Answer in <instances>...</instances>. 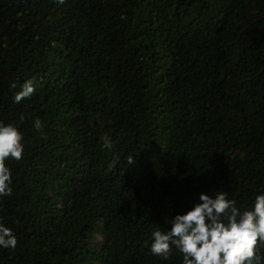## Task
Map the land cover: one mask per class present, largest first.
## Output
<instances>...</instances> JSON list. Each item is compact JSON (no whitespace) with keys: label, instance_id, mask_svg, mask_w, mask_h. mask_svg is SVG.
<instances>
[{"label":"trees","instance_id":"1","mask_svg":"<svg viewBox=\"0 0 264 264\" xmlns=\"http://www.w3.org/2000/svg\"><path fill=\"white\" fill-rule=\"evenodd\" d=\"M0 121L24 144L0 264H182L153 230L264 190V0H0Z\"/></svg>","mask_w":264,"mask_h":264},{"label":"clouds","instance_id":"2","mask_svg":"<svg viewBox=\"0 0 264 264\" xmlns=\"http://www.w3.org/2000/svg\"><path fill=\"white\" fill-rule=\"evenodd\" d=\"M11 87L16 89V83ZM35 91L36 83L25 80L13 100L19 103ZM33 126L39 129L40 120ZM22 141L23 134L14 123L0 121V198L12 192V172L6 161L22 159ZM17 242L13 229L0 220V248L14 249ZM260 244H264V190L255 195L250 209L239 208L226 191L217 190L214 195L200 192L186 211L171 215L167 230H153L149 250L164 260L178 252L182 264H264Z\"/></svg>","mask_w":264,"mask_h":264}]
</instances>
